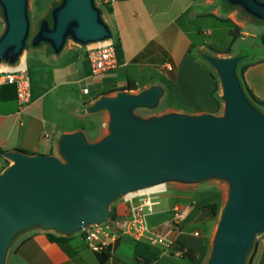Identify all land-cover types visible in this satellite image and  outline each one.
Listing matches in <instances>:
<instances>
[{"label": "water", "instance_id": "obj_1", "mask_svg": "<svg viewBox=\"0 0 264 264\" xmlns=\"http://www.w3.org/2000/svg\"><path fill=\"white\" fill-rule=\"evenodd\" d=\"M252 20L264 22V0H226ZM5 30L0 66H17L29 47L46 44L59 54L70 42L82 46L113 39L96 0H61L29 41V0H0ZM222 84L223 113L166 111L142 116L134 110L159 107L164 89L120 90L86 111L108 114L109 133L89 140L84 130L65 132L58 154L7 151L0 172V264L21 232L38 227L63 235L110 217L118 198L168 182L194 185L225 180L229 195L206 264H245L264 233V112L247 96L238 75L242 55L203 54Z\"/></svg>", "mask_w": 264, "mask_h": 264}, {"label": "crops", "instance_id": "obj_2", "mask_svg": "<svg viewBox=\"0 0 264 264\" xmlns=\"http://www.w3.org/2000/svg\"><path fill=\"white\" fill-rule=\"evenodd\" d=\"M224 2L226 0H120L113 6L102 8L105 21L116 39L122 43L123 56L119 59L118 67L92 75L88 46L69 41L61 53L52 55L54 60H58L74 49L77 52L75 59L64 67L57 63L58 67L52 70L53 86L49 87L44 83L32 89L31 102L27 106L21 107L16 96L2 99L1 92L7 85L0 86V149L5 152L22 149L29 154L57 155L63 133L79 129L86 132L71 117L82 118L98 114L99 120L103 121L106 112L88 113L86 109L98 98L114 95L120 90L135 93L152 86H161L164 94L159 107L163 112L222 114L224 104L219 99L221 93H218L214 72L208 70L196 55V47L200 55L208 47L206 40L199 42L196 39L201 35L196 17L215 16L223 21L228 19V22L240 28L238 34L241 39L251 36L261 41L264 34L263 21L251 19L249 26L241 18L234 16L233 11L240 15L237 7L228 9L223 5ZM244 18L250 20L247 15ZM255 25L262 27L257 29ZM4 30L3 21L2 26L0 25V36ZM260 32L262 34L257 35ZM33 50L39 52V60L45 62L49 60V53H52L48 47L42 45L34 47ZM212 52L218 56L243 55L233 50ZM29 54L28 50L24 57L27 69ZM6 66V69L15 67ZM130 80L136 83V89H124ZM71 83L82 84V95L89 97L84 101L83 114L79 113V99L57 90L61 84ZM85 87H89V93L83 92ZM91 87L96 91L93 96H90ZM249 88L258 98L264 99L263 92L259 93L250 86ZM6 92L12 94L13 90L6 89ZM66 116L70 119L64 120ZM99 138L100 134L94 140ZM6 160L4 154L0 155V172L6 167ZM190 186L192 185L179 189L193 190ZM121 199L112 205L114 201L110 207L123 216L128 211L129 203L123 197ZM175 205L181 208V220L184 224V233L179 241L185 246L200 248L206 242L199 225L209 224L215 217L214 213L208 207L197 206L196 198H192L189 203ZM173 207L168 209L173 215L156 229L159 233H165L169 229L174 219ZM195 230L200 231V236L193 234ZM48 232L63 235L53 229L30 228L22 235L13 251L9 252L7 264H145L138 250L131 249L135 241L127 236L121 237L115 248L106 251L105 255L92 251L81 232L65 235L67 238L59 242L51 241L47 236ZM245 264H264V238L256 240Z\"/></svg>", "mask_w": 264, "mask_h": 264}, {"label": "rangeland", "instance_id": "obj_3", "mask_svg": "<svg viewBox=\"0 0 264 264\" xmlns=\"http://www.w3.org/2000/svg\"><path fill=\"white\" fill-rule=\"evenodd\" d=\"M200 0H196V2H199ZM61 0H29V15L31 20V32L29 36V41H31L32 37L35 35V33L39 29L40 22L43 18L49 17L50 11L52 7L58 3H60ZM199 4V3H198ZM203 8V7H200ZM238 12L243 17L238 16L237 12L233 11L234 16L246 23L250 26L251 18L247 16L250 20H247L246 14L238 8ZM4 19H3V12L0 7V25L2 26ZM264 23V22H263ZM196 24L201 29V35L197 36L196 39L199 42H203L206 40L208 47L205 49V53L210 55H216V53L211 51L212 47L215 52H224L226 50H231L235 52H241L242 54L248 55L247 58L243 59L241 61V67L245 64H251V66L248 68L247 72H244V78L246 79L248 85L251 88H255L257 92L264 94V44L259 41L258 39L252 38L251 36H246L244 39H237L235 42L233 41V35L232 31L235 29V24L223 21L219 18H216L215 16H200L196 17ZM264 25V24H263ZM257 29L261 28L262 25H255ZM262 33H257V35H261ZM113 38L116 39V35H113ZM43 47H48L46 44H42ZM49 51L52 52L51 47H48ZM29 57H28V74L31 82V91L35 87H40L41 85H44V83H47L49 87L53 86L54 77L52 76L53 72L52 70L56 66L57 63H60L59 65L61 67H64L67 65V63H71L72 60L75 59L77 52L72 49L69 50L68 53L64 54L62 58H59L58 60H54L52 53H49L48 56L49 60L46 62L43 60H39V52H36L33 50V47H29ZM196 55L199 56L200 60L203 62L205 67L208 70H212L216 76V80L218 83V93L222 92V84H221V78L215 69V67L204 57L200 55V51L196 47ZM220 56V55H219ZM50 76V77H48ZM82 84H61L57 87L58 92H62L65 95L73 96L80 100V110L79 113L83 114L85 111V100L89 98L88 96L82 95ZM89 88V87H88ZM92 88V93L90 96H93L96 91ZM176 104L175 102H172ZM135 112H138L142 116H150L154 114H159L163 112L161 110V107H158L153 110H145L140 109L134 110ZM70 119V118H69ZM68 116L64 118V120H69ZM71 120H73L77 125H81L86 130V134L89 140H94L99 134L100 137L106 135L109 133V130L107 128V122H108V114H105L103 116V121L99 120L98 114L89 115L86 117H71ZM10 160H6V166L10 163ZM166 190L163 192H159L156 195V200L159 201V204L154 207V213L149 214L146 217L147 224L150 228L156 229L160 224L163 223L164 220L171 217L172 212H168V209L172 208L175 204H182V203H189L192 198H196L197 200V206H200L201 208L204 207L205 203H217L218 204V211L217 214L213 219H211V222L206 225L200 224V228H202L203 231V238L205 242L209 245V252L202 264H206L209 256L211 254L212 249V243L214 234L217 228V224L219 222V219L221 218L222 211L225 207L230 187L229 184L223 180V179H216L211 178L207 179L205 181L196 183L192 186H190L193 190H182L179 189L181 187H184L186 185L179 184V183H172L168 182L166 184ZM117 200V201H116ZM115 202L112 204L121 201V198L116 199ZM110 210L112 208L110 207ZM29 230V229H27ZM21 232L18 234L15 239L13 240L10 252L13 251L16 244L22 237L26 231ZM158 232V231H157ZM257 239V237H256ZM160 247V246H158ZM135 249V244L132 245L131 249ZM161 250H163L162 247H160ZM152 264H195L190 257L188 256H177L173 253H162L155 261L152 262Z\"/></svg>", "mask_w": 264, "mask_h": 264}, {"label": "built area", "instance_id": "obj_4", "mask_svg": "<svg viewBox=\"0 0 264 264\" xmlns=\"http://www.w3.org/2000/svg\"><path fill=\"white\" fill-rule=\"evenodd\" d=\"M120 0H96L101 8L113 6ZM88 59L92 75H97L119 65V58L114 46V40H108L95 46H88ZM13 85L16 91V99L21 107L27 106L31 102L32 91L31 82L26 66L22 62L11 68H0V86ZM84 93H89V88L83 89ZM166 190V185H160L154 190L137 191L124 198L129 203L128 211L125 215L110 217L98 224L86 225L80 232L89 248L98 253L112 251L118 240L127 236L134 241H141L153 246H160L164 253H173L183 256L184 252L176 249L177 241L184 233V224L181 220V208L178 205L173 207L174 219L170 223L169 229L165 233H159L150 228L146 217L153 214L154 207L159 204L156 195ZM195 236H200V231L193 232ZM264 238V233L257 236V239Z\"/></svg>", "mask_w": 264, "mask_h": 264}, {"label": "trees", "instance_id": "obj_5", "mask_svg": "<svg viewBox=\"0 0 264 264\" xmlns=\"http://www.w3.org/2000/svg\"><path fill=\"white\" fill-rule=\"evenodd\" d=\"M223 5L226 8H228V9L235 7V6L229 5L227 2H224ZM109 10H111V8ZM226 20L229 21L228 19H226ZM239 30H240V28L238 26H235V29L232 32L233 41L234 42L240 37V35L238 34ZM261 41L264 44V34H262V36H261ZM114 46H115L118 58L120 59L123 56V47H122L121 41L119 39H115L114 40ZM210 48H211L212 51H214V49L212 47H210ZM228 52H231V48L228 50ZM203 54H205V52H202L201 56H203ZM247 57H248V55L243 54L241 61L243 59L247 58ZM241 61H240L239 66H238V75H239V78L241 80L242 86H243L247 96L252 101V103L260 111L264 112V99L258 98L253 93V91L249 88V86L247 85V83L245 81V78H244V72L246 71V69L249 66H251V64L250 63L249 64H245L244 66L241 67V65H240ZM5 88L6 89H12L13 93L11 92L12 94H10L9 92H6ZM136 88H137L136 83L133 80H130L129 83L127 84V86L124 89H136ZM103 94H106V93H103ZM14 96H16V91H15V88H14L13 85H7L6 87H4V89L1 92V98L2 99H10V98H12ZM219 99H220V97H219ZM20 150H22V149H20ZM22 151H24L26 153H29V152H27L25 150H22ZM4 153H5V151L0 149V155H3ZM204 207L210 208L212 210V212L214 213V215L217 214V211H218V204L217 203H205ZM110 215L112 217H117L118 216V214L114 210H110ZM47 236H48V238L51 241H56V242L63 241V240H65L67 238V236H65V235H56V234H54L52 232H48ZM256 240H255L254 244L256 243ZM135 248L138 250V254H140V256H142L144 258L145 264H152V262L155 261L164 252L158 246H153V245H150L148 243L141 242V241H135ZM176 249L183 250V252H184L183 257L184 256L190 257L191 260L195 264H202L204 262V260L206 259L207 255H208L209 245L207 243H203L200 246V248L196 249V248H193V247H190V246H185L184 244H181V241L178 240L177 244H176ZM102 254L106 255L107 253L106 252H102Z\"/></svg>", "mask_w": 264, "mask_h": 264}, {"label": "bare ground", "instance_id": "obj_6", "mask_svg": "<svg viewBox=\"0 0 264 264\" xmlns=\"http://www.w3.org/2000/svg\"><path fill=\"white\" fill-rule=\"evenodd\" d=\"M96 44H93V45H91V46H95ZM24 57L25 56H23V61H22V66H25V60H24ZM7 66L6 65H4V66H0V68H6ZM158 186H155V187H151V188H148V189H145V191H150V190H154V189H156Z\"/></svg>", "mask_w": 264, "mask_h": 264}]
</instances>
